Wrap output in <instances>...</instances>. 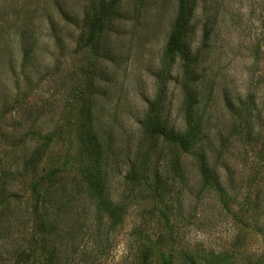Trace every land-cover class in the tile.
<instances>
[{"label":"rangeland","instance_id":"rangeland-1","mask_svg":"<svg viewBox=\"0 0 264 264\" xmlns=\"http://www.w3.org/2000/svg\"><path fill=\"white\" fill-rule=\"evenodd\" d=\"M111 2L85 44L86 19ZM186 7L181 50L169 52L178 0H0V264H25L24 242L38 226L34 188L51 201L45 249L57 248L62 262L132 264L143 241L153 260L165 253L172 264H264V0ZM156 92L161 119L174 129L185 130L192 104L208 164L217 163L228 185L225 199L202 186L195 161L163 149L160 138L146 141L165 153L157 163L167 170L166 156L177 159L184 181L168 178L159 201L125 180ZM248 97L250 113L228 110L226 99ZM86 112L109 165L106 191L129 204L107 236L94 235L83 193L87 161L76 134ZM35 149L37 163L28 166ZM95 242L103 252L91 259ZM219 253L229 258L221 262Z\"/></svg>","mask_w":264,"mask_h":264},{"label":"trees","instance_id":"trees-1","mask_svg":"<svg viewBox=\"0 0 264 264\" xmlns=\"http://www.w3.org/2000/svg\"><path fill=\"white\" fill-rule=\"evenodd\" d=\"M114 1V0H113ZM112 7V2L108 3L105 7H101L94 13L88 20L86 19L84 25L86 29L85 44L94 40L98 32L102 29L104 21L108 18ZM187 13V14H186ZM191 11L187 10L186 0H178V13L171 30L167 50L169 52L180 51L181 43L184 38L185 28L189 23V15ZM160 79V73L158 80ZM159 93H155L153 99L149 101L145 114L140 121L141 135L138 138L136 151L134 154V162L125 174V180L131 185V189L140 192L141 188L150 190L149 193L155 197L163 200L167 192L166 181L174 179L183 182L184 177L181 172V165L177 159L168 157V169L165 170L158 164V161L165 158V153L162 149L158 152L155 143H147L148 138H154L156 141L160 138L163 143V149H170V152L175 150L181 151L188 155L196 163V167L200 176V181L203 187L217 191L219 196L225 199L227 186L224 187L222 181V173L219 169L212 164H208V159L202 147L203 136L201 131V119H195L192 116L191 106L185 112L186 127L185 130H177L167 124L161 119V103ZM226 105L231 112H238V110L248 114L251 112L250 100L247 98L246 102L239 99V103H232L226 99ZM81 118V117H80ZM54 132V131H52ZM78 144L81 145V150L85 154L84 159L87 163L84 164L83 175L85 186L83 193L90 200L93 206L94 218V235H106L110 232L112 227L121 223L125 214L129 210V204L126 199H114L107 193V170L109 165L106 163V156L104 155L101 147L100 140L91 122V114L86 112L84 116L79 119L77 124ZM51 140V139H50ZM153 142V141H151ZM221 148V147H220ZM39 149H35L32 155L26 159L25 163L30 166L36 164V157ZM41 155L38 157L40 159ZM154 160V161H153ZM151 164L154 168L152 170V178L156 184L152 186L147 182V172L151 170ZM37 195L34 202V220L37 222L36 231L30 235L24 242L22 249L25 264H75L73 260H66L62 262L58 249L52 247L49 250L45 249L46 239L50 234V227L53 225L49 223L51 216V201L47 199V193L39 192L34 188ZM137 198V194H135ZM130 204H132L130 202ZM61 227H64L63 224ZM98 240V239H97ZM93 248L91 254L88 255L91 259L93 254L103 252L102 245ZM26 245V247H25ZM218 255V256H216ZM214 255V258L225 262L229 257L225 254L220 258V253ZM222 256V255H221ZM219 261V262H220ZM76 264H78L76 262ZM132 264H172V259L165 253H158L156 260H153V253L151 247L140 241L135 248V255Z\"/></svg>","mask_w":264,"mask_h":264}]
</instances>
